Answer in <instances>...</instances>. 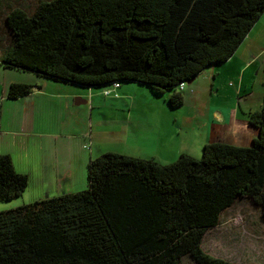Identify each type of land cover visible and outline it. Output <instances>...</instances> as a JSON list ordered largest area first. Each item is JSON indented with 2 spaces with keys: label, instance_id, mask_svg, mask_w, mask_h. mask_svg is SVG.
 <instances>
[{
  "label": "trees",
  "instance_id": "obj_1",
  "mask_svg": "<svg viewBox=\"0 0 264 264\" xmlns=\"http://www.w3.org/2000/svg\"><path fill=\"white\" fill-rule=\"evenodd\" d=\"M13 5L0 66L89 87L137 82L167 94L170 107L184 104L187 82L234 54L264 12V0ZM36 86L13 82L7 97ZM248 123L257 130L249 145L207 142L200 158L181 153L163 163L107 151L90 159L85 189L0 211V264H184L186 255L235 264L210 256L202 240L236 199L249 198L264 218V96ZM28 181L0 154V202L20 196Z\"/></svg>",
  "mask_w": 264,
  "mask_h": 264
},
{
  "label": "rangeland",
  "instance_id": "obj_2",
  "mask_svg": "<svg viewBox=\"0 0 264 264\" xmlns=\"http://www.w3.org/2000/svg\"><path fill=\"white\" fill-rule=\"evenodd\" d=\"M39 1L41 0H0V45L8 44L11 39L5 23L9 7L13 9L16 7L13 5L15 3H26L29 8H33ZM211 67H206L192 82L185 84L184 104L180 107H170L167 94L156 95L146 86L141 88L137 82H119L129 83L124 87L89 88L44 80L30 72L4 70L0 67V91L6 84L20 81L35 84L37 88L45 90V94L30 98L35 111L37 110L36 119L43 128L47 120H57L64 125L79 123V133L82 134L79 138L80 145L74 150L75 157H60L55 151L53 158L60 163V171L67 175L60 177L58 171L55 172L58 175H50V178L58 179L63 186L49 187L44 181L42 167L38 171L35 168L34 172L30 170L46 150L38 145L32 148L31 144L21 143L27 138H30L29 142L36 143L40 141L39 137L26 133L20 135L14 131L19 128L17 114L21 112L22 100L17 102L18 100L1 98L0 93V115L5 120L11 115L12 122L11 127L1 125L3 130L9 132H1L0 154H9L10 151L9 155L18 172L29 175L28 185L22 194L11 200L1 201L0 211L37 199L85 189L88 184L89 160L107 151L150 157L163 163L176 160L184 152L200 158L204 144L200 143L201 120H198L199 117L195 118L194 112L199 114L201 105H225L231 98L237 104L239 100L244 104L247 102L245 91L236 96L237 83L232 79H227L217 89L218 80L213 81ZM212 82H215L214 90H211ZM40 83L43 87H40ZM260 86V82H255V93L251 98L254 105L258 103L257 92ZM231 91L232 97L225 94ZM77 98L85 102L77 103ZM89 102H92L93 110L87 106ZM81 109V113L77 112ZM76 127L75 125V129ZM196 143L199 145L194 149ZM66 176L67 179L64 180ZM202 248L210 256L235 264H264V218L259 206L246 197L236 199L222 212L219 224L207 230ZM183 263L198 264L189 255L183 258Z\"/></svg>",
  "mask_w": 264,
  "mask_h": 264
},
{
  "label": "crops",
  "instance_id": "obj_3",
  "mask_svg": "<svg viewBox=\"0 0 264 264\" xmlns=\"http://www.w3.org/2000/svg\"><path fill=\"white\" fill-rule=\"evenodd\" d=\"M0 67L4 70H8V68H4L2 66ZM211 70L213 72V81L214 79L218 80L219 86L217 89H220L222 83H226L227 79H232L237 83L236 96L240 95L242 91H245L247 102L244 104L239 100L237 104L236 101L231 98L227 100L228 102H225V105H209L206 107H202L201 105L199 108L200 115L197 114L196 111L194 112L195 118L199 117L198 120H201V132L199 133L201 136L200 143L205 144L207 142L222 140L237 145H249L253 137L257 134V130L248 123V114L261 108L264 96V12L252 26L251 30L236 49L234 54L225 62L212 66ZM255 82H260L261 84V88L257 92L258 103L256 105L251 102H254L251 98H253L255 93ZM123 85H129V83L120 84V86ZM9 86L10 84H6L4 89L0 91L1 98L5 97L10 99L7 97ZM214 86L215 82H212L211 90H214ZM40 87H43L42 83H40ZM42 94H45V90H43V88H37L36 86L30 94L16 99H11L18 100L17 102L22 100L21 112L17 114L19 119V128L14 129V131L20 135L26 133L28 135L35 134L36 137H39L40 141H37L36 143L35 141L29 142L28 140L30 138L21 141L23 144H31L32 148H35V146L38 145L41 146L42 149L46 150L43 153V157L41 154L39 162L36 161V163L31 166L30 170L34 172V168L38 171L42 167L44 181L47 182L46 185L49 187H60L63 186L59 183L60 181L55 178H50V175H58L55 173L57 171L59 172L60 177L67 174L60 171V163L53 158L55 156V151L60 157H75L76 153L74 150L80 145L79 138L82 136V134L79 133L81 126L79 123H76L75 125L77 127L75 129V125L73 124L64 125L63 123L59 124L57 120L56 122L53 120H47L44 123L45 128H43L41 122L39 123L36 119L37 110L35 111V105H32L30 100V98L35 96L37 97ZM78 94L81 95V93ZM225 94L232 97V91ZM194 96L197 95H193V97ZM223 97L225 99L224 95ZM77 100V103L85 102V100H81L80 98H77ZM1 105H3V100L1 101ZM87 106L91 107L92 110L94 108L92 102L87 103ZM81 111L82 109L77 112L81 113ZM11 124V115L7 120L0 115V135L3 131L9 132L8 130H3L1 125L11 127ZM88 135L91 137L90 134ZM198 145L199 143H196L194 149L195 147L197 148ZM9 154H11L10 151ZM164 163L167 162L165 161ZM15 169L17 170L16 166ZM26 174L28 175V173ZM66 179L67 176L64 180Z\"/></svg>",
  "mask_w": 264,
  "mask_h": 264
},
{
  "label": "built area",
  "instance_id": "obj_4",
  "mask_svg": "<svg viewBox=\"0 0 264 264\" xmlns=\"http://www.w3.org/2000/svg\"><path fill=\"white\" fill-rule=\"evenodd\" d=\"M185 82L181 83V87H183ZM119 84L117 82H115L112 86H118Z\"/></svg>",
  "mask_w": 264,
  "mask_h": 264
},
{
  "label": "water",
  "instance_id": "obj_5",
  "mask_svg": "<svg viewBox=\"0 0 264 264\" xmlns=\"http://www.w3.org/2000/svg\"><path fill=\"white\" fill-rule=\"evenodd\" d=\"M189 82H191V80Z\"/></svg>",
  "mask_w": 264,
  "mask_h": 264
}]
</instances>
